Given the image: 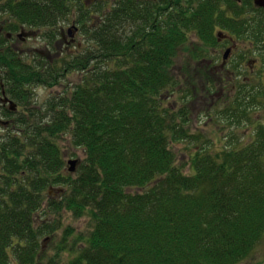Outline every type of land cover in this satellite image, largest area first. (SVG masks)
<instances>
[{
    "label": "trees",
    "instance_id": "trees-1",
    "mask_svg": "<svg viewBox=\"0 0 264 264\" xmlns=\"http://www.w3.org/2000/svg\"><path fill=\"white\" fill-rule=\"evenodd\" d=\"M240 11L235 0H0L6 35L45 30L54 46L59 24L76 15L82 35L28 62L0 34V66L26 106L31 87L79 76L0 137V264H239L253 253L264 236V123L254 119L249 145L217 150L191 127V105L208 97L207 120L241 126L253 121L262 88L222 78V92L211 80L200 81L204 89L176 68L189 45L194 59L209 57L195 39L215 47L218 33L245 37ZM251 31L260 36L259 25ZM62 136L85 153L75 173ZM186 142L182 163L173 146ZM53 186L64 191L57 200L45 195ZM47 201L57 216L94 225L88 235L66 226L51 256L39 238L57 228L40 224Z\"/></svg>",
    "mask_w": 264,
    "mask_h": 264
},
{
    "label": "rangeland",
    "instance_id": "rangeland-1",
    "mask_svg": "<svg viewBox=\"0 0 264 264\" xmlns=\"http://www.w3.org/2000/svg\"><path fill=\"white\" fill-rule=\"evenodd\" d=\"M91 1V3H93V1L95 0H89ZM77 19V15L75 16V18H73L70 22H61L60 23V27L62 28V34H64V38H60V49H62V51H66V49L68 50L69 46H65L63 45L64 43H71L74 42L75 46L78 44L77 42H82V35L80 32L75 31L76 27L78 28L79 26L75 23ZM72 30V31H71ZM47 31H49L47 29ZM69 31L73 32L72 35H69ZM1 35H6L5 31L0 30ZM43 32H45V30H42V32H40V34L42 33V38H43ZM255 37V36H254ZM252 38L250 36L248 37H241L238 38L242 41H255V38ZM244 42L241 43V49L242 51H240V53L242 54V56H246L247 62H246V66H244L242 69L243 71H236L235 70V78H237V80H235V83H237V81H242V79L244 78H249L251 79L252 83L256 84L257 86H261L262 89L259 90V96H258V100H257V106L253 107L250 110V115L253 118L252 122H247L246 124H243L241 126H230L228 125L226 122L221 121L219 123V126L214 122V121H210L207 120V113H203V111H205L206 109H208V106L211 108L213 106L214 103H211L212 100L208 97L206 98L205 96H200L201 98H199L200 100L197 101V103H193L191 105V110H192V114L191 116L194 118V122L191 124V127L193 128V130L195 131L196 134L201 135L202 138H204L203 140L205 141H210V144H212L213 146H216L218 149L217 150H221L226 148H229L230 145L234 146L236 149H241L247 145L250 144V142L254 141V136H255V132L258 130L257 127L258 125L256 124V121L254 123V119L257 120H261L264 123V58L261 57V54L263 53H259L258 52V44L256 43V47L254 49H250L247 46L245 47V45L243 44ZM68 45V44H67ZM193 46H196V50L195 52L201 50V49H207L208 50V58L206 61H201V60H197L194 59V54L192 53L191 49H194V47L191 48V46L189 45L188 50H184V51H180L178 54V58L176 59V67L177 69L182 73V70L184 69L188 71L189 74L193 75L195 74V69L197 66L202 67V63H204V67H203V72H202V76L204 79H207L209 81H207L208 83H210L211 81H215L214 79L219 78L218 77V70H214L216 67L220 66V63L222 62L223 59V54L225 53L226 49L229 47L228 44H226L225 46H215V47H204L202 46V44H199V42L197 41V39H195L193 41ZM22 47L26 50V56L25 59L28 62L31 61H39L40 57H48L49 53H52V57L54 58V54H55V47L51 48L50 50H47L44 48V43H42V40H38L37 36H33V38H29L27 40V42L25 44L22 45ZM39 49L41 51H43V54H41L40 52L38 54L35 53V49ZM260 48V47H259ZM75 49V48H74ZM76 50V49H75ZM194 52V53H195ZM25 53V51H24ZM50 56V55H49ZM259 58V62L257 67L251 66V64H249V62L252 59H257ZM234 62V60H233ZM233 64V63H230ZM245 64V63H244ZM231 67V66H230ZM231 70V68H230ZM211 71H213L215 73V75L213 74V72L211 73ZM211 73V74H210ZM212 75V76H211ZM79 76L78 74H74L72 75L66 82L65 85H63L62 83H60V85L55 86V87H46V86H35V87H31L29 93L32 95L30 102H29V106L27 105V102L25 105H21L19 108V112L20 114H24V112H28L27 115H29V111L28 108H31L30 106H33L34 108L37 107L39 109V107H41V105H44L45 103H49L51 100L54 99H60L62 98V93L65 92V90H67L66 87L71 86L72 82H76L78 80ZM197 79V83L203 87L204 89H206V86H202L201 83L199 82V77L196 78ZM71 82V83H70ZM216 83V82H215ZM234 82H232L230 85H233ZM263 86V87H262ZM221 86L217 83V85H215L214 89L216 91H220L221 90ZM231 90V88H230ZM229 90V92H230ZM28 93V94H29ZM201 93L203 94L204 92L201 91ZM228 99V96H227ZM35 103V104H34ZM183 106V105H182ZM223 107V106H218V108ZM216 108V109H218ZM216 109H213L214 111ZM41 110V108H40ZM212 110V111H213ZM209 111V110H208ZM45 112L41 113L44 114ZM12 128V127H11ZM15 131V130H14ZM10 131H6L3 127H0V137L5 136L6 134H10ZM232 134V136H234L233 139H228V137ZM59 141V146L63 149L64 151V157H65V161H66V167L69 169V167H71L69 164V161L71 160H76L78 161L77 165H79L84 159H85V153L82 149H77L74 148L70 145V142L68 140V137L62 136L61 139L58 140ZM192 148H194L192 146ZM173 149L176 153H178L179 155V159L180 161L183 162H188L189 160V154L191 152V148L190 146L186 143H179V144H175L173 146ZM186 174L190 175V169L188 167H186ZM64 194V191L62 189V186H53L48 188L45 191V195L48 199H59L61 197V195ZM51 205L48 204V201L43 205L42 211H40L39 216L41 219L44 220V222H41L40 224L43 223H48L49 226L52 225V223L57 227L55 231H53L52 233H50L51 235L48 236H43V237H39L40 238V243H41V248L44 252V254H47L48 256H51L54 251H53V247L55 245V243L57 241L61 240V236L63 235L64 229L66 228V226H71L73 227L76 232L78 234H83V235H88L89 232H91L92 228H93V223L90 222V218L89 217H83L81 219H75L71 216V214L69 215L68 213H62L59 216H57L59 212L57 213H52L51 210ZM48 208H50V212L48 210ZM57 231V232H56ZM54 232H56L54 234ZM52 236V237H51ZM72 240V239H71ZM70 240V241H71ZM42 264H45V261L42 262ZM239 264H264V236L263 239L261 240V242H259V244L256 246L255 250L253 251L252 254H250V256L243 262L239 263Z\"/></svg>",
    "mask_w": 264,
    "mask_h": 264
},
{
    "label": "flooded vegetation",
    "instance_id": "flooded-vegetation-1",
    "mask_svg": "<svg viewBox=\"0 0 264 264\" xmlns=\"http://www.w3.org/2000/svg\"><path fill=\"white\" fill-rule=\"evenodd\" d=\"M235 1L236 3H238L240 10H241L240 13H242L243 15V19L245 22L246 37L250 36L253 38L254 35H256L254 31H251V29L257 25H259L260 36L256 35L259 39H256L255 41L254 40L253 41H246V40L242 41L238 39L239 37L236 34L233 36H228L223 33H218L219 45L225 46L226 44H228L229 47L226 49L225 53L223 54L224 56H223L222 62L220 63V66L214 69V70L216 69L218 70V77H219L217 79H214L216 84L218 83V80L222 78L223 79L227 78L229 83L235 82V80H237L238 78V77L235 78L236 76L235 70L243 71L242 68L246 66V62L248 59L246 58V56H242V54L240 53V51H242L241 49L242 42H244L243 44L245 45V47L247 46L250 49L251 48L254 49L257 43L258 52L260 54L263 53L261 54V57L264 58V8L258 6L256 0H235ZM58 28L60 30L59 39L56 42H54V46H51V43L49 42L50 40L49 39L47 40L46 38H44L45 37L44 35L42 38V33L40 34V30L29 31L28 28H22L20 33L19 32L8 33V35H6V37L9 39L8 45L10 47H13L20 54L24 53V51H25V54H27L26 50L22 47V45L25 44L29 38H33V36H37V39L42 40V43H44V48L51 51L52 47H57L61 45L60 38H62V35L64 34H62L61 32L62 28L60 26H58ZM0 30L3 31L2 27H0ZM1 33L2 32H0V34ZM72 34H73L72 32H69V35H72ZM40 51L41 50H39L38 48L35 49L36 54H38ZM227 51H230V53L228 54L229 55L228 58L225 59ZM40 53L43 54L44 52L41 51ZM51 54L52 53L48 54L49 58ZM206 60L207 58L201 61H206ZM258 62H259V58L252 59L249 62V64H251V66L255 65V67H257ZM230 63H233V64H230ZM203 65L204 63H202V67H200L201 65L196 67L198 71L195 69L196 72L194 75H196V77H199L198 79L199 82L209 81L207 79H204L202 76L203 67H204ZM230 66L235 70H230L229 69L231 68ZM212 72L213 71H211V73ZM6 74L7 72L2 69V66H0V127H3L6 131L13 132L15 130L14 124L18 116L20 115L19 108L21 105H24L25 103L20 102L18 98H15L14 89L9 84L11 83V81L6 80L4 77ZM213 74L215 75L214 72ZM242 80L247 81L251 79L247 77Z\"/></svg>",
    "mask_w": 264,
    "mask_h": 264
},
{
    "label": "water",
    "instance_id": "water-1",
    "mask_svg": "<svg viewBox=\"0 0 264 264\" xmlns=\"http://www.w3.org/2000/svg\"><path fill=\"white\" fill-rule=\"evenodd\" d=\"M256 2H257V5L258 6H260V7H263L264 8V0H256ZM230 53V51H227L226 52V56H225V59L226 58H228V54ZM78 163V161H76V160H71V161H69V164L68 165H70L71 167H70V172L71 173H75L76 172V164Z\"/></svg>",
    "mask_w": 264,
    "mask_h": 264
}]
</instances>
